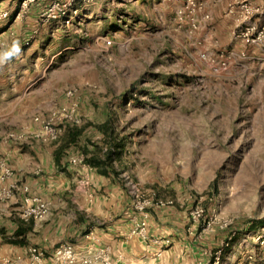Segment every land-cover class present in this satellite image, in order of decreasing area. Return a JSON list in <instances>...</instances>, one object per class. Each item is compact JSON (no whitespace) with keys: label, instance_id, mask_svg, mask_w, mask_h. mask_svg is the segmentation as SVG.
<instances>
[{"label":"rangeland","instance_id":"obj_1","mask_svg":"<svg viewBox=\"0 0 264 264\" xmlns=\"http://www.w3.org/2000/svg\"><path fill=\"white\" fill-rule=\"evenodd\" d=\"M183 3L92 0L59 34L29 43L15 29L1 32L12 17L2 21L0 141L60 109L74 91L85 129L64 156L84 155L89 140L92 149L102 144L97 124L115 122L127 147L114 177L142 211L132 232H148L159 209L181 212L187 232L226 236L213 250L218 261L238 238L236 248L261 252L254 260L264 264V70L233 68L232 58L222 69V50L200 38L201 25L192 30L178 19ZM14 42L19 53L5 58ZM93 172L81 183L92 185ZM97 193L105 195L104 186Z\"/></svg>","mask_w":264,"mask_h":264},{"label":"crops","instance_id":"obj_2","mask_svg":"<svg viewBox=\"0 0 264 264\" xmlns=\"http://www.w3.org/2000/svg\"><path fill=\"white\" fill-rule=\"evenodd\" d=\"M240 1L203 0L198 35L227 52L233 68L248 70L252 74L258 69L264 70V41L246 44L234 37L233 30L239 23ZM249 1L261 9L256 21L264 27V0ZM20 2L0 0V8L13 12L12 20L7 21V29L1 32L15 29L18 39L31 42L37 36L44 39L59 34L63 23L39 21L40 11L47 0L33 4L28 15L22 16L24 20L15 17ZM204 14H209L210 18L206 19ZM29 55L26 52L25 59ZM60 142L51 145L36 138L19 143L8 139L0 141V185H17L9 200L0 201V259L10 257L14 264H28L31 246H39L50 255L56 246L68 242L85 252L108 247L117 264H217L219 251L213 250L224 242V234L187 232L188 219L181 212L162 209L151 213L147 237L132 232L142 215L140 202L134 201L114 176L101 175L95 168L96 172L91 174L92 185L81 183L84 171L70 163V155L57 160L55 151ZM73 148L67 147L65 153L70 154ZM6 168L13 172L2 179ZM24 186L29 187L28 193L40 195L51 204L50 214L40 223L23 220L18 215L27 195ZM102 186L105 195L97 193ZM259 233L262 232L256 234ZM237 242L238 238H235L224 250L223 259L218 261L220 264H238L249 255L259 261L261 252L247 250L242 244L237 249Z\"/></svg>","mask_w":264,"mask_h":264},{"label":"built area","instance_id":"obj_3","mask_svg":"<svg viewBox=\"0 0 264 264\" xmlns=\"http://www.w3.org/2000/svg\"><path fill=\"white\" fill-rule=\"evenodd\" d=\"M92 0H48L44 8L39 14L41 23L49 24L55 21L65 25H70L80 16L83 4H89ZM38 0H21L15 17L20 18L28 12L29 8L37 3ZM80 3V4H79ZM240 16L238 17V26L233 30L235 38L241 39L246 44H261L264 41V27L259 26L256 17L261 13L259 7L254 6L249 0L239 2ZM203 10V2L201 0H184V3L176 10L177 17L180 21L189 23L192 30L200 27L199 13ZM13 16V12L9 9L0 8V23L8 20ZM206 19L210 18L209 14H204ZM29 43V40H25ZM108 44L112 40L107 41ZM229 54L221 51L218 55L219 64L222 69H227L229 65ZM74 91L67 93L68 100L60 109L53 111L48 117L36 115L33 118L34 125H30L24 131H11L7 135L8 140L20 142L27 140L29 137L42 141L57 140L67 125L78 124L80 118L78 115V102ZM72 164L78 165L85 173L94 170V167L86 162L85 155L80 154L77 157H69ZM10 168H6L4 175L12 174ZM17 189L16 184L0 185V201L9 200ZM25 196L20 205L18 215L23 220H33L36 224L45 220L51 211L50 202L40 195L30 194L29 187L24 186ZM144 205L142 206V208ZM0 215L2 213L0 212ZM144 215H148L145 213ZM145 224V222H142ZM142 237H147V232H135ZM258 239L264 243V236L259 234ZM49 256L50 259L49 260ZM219 256L216 258L218 262ZM0 264H14V259L4 257L0 259ZM28 264H117L112 256L110 249L105 246L96 248L93 251H80L72 243L63 242L56 246L50 255L39 246H31L29 248ZM198 264H206L199 262ZM238 264H257L252 255H249L244 261Z\"/></svg>","mask_w":264,"mask_h":264},{"label":"trees","instance_id":"obj_4","mask_svg":"<svg viewBox=\"0 0 264 264\" xmlns=\"http://www.w3.org/2000/svg\"><path fill=\"white\" fill-rule=\"evenodd\" d=\"M97 127L103 132V142H92L94 149L89 147V142L81 145L85 155L86 162L93 166L97 172L105 176H119L122 169L119 170L115 166V162L122 161L126 149L127 136L121 135L115 122L106 120L103 123L97 124ZM85 126L79 124L67 125L63 134L58 138L61 140L56 148V158L61 159L65 155V149L72 144H78L84 132ZM57 139V141H59ZM264 221V220H262Z\"/></svg>","mask_w":264,"mask_h":264},{"label":"clouds","instance_id":"obj_5","mask_svg":"<svg viewBox=\"0 0 264 264\" xmlns=\"http://www.w3.org/2000/svg\"><path fill=\"white\" fill-rule=\"evenodd\" d=\"M19 51H20V47H19L18 42H14L12 51L6 53L5 58L11 57L14 53H19ZM0 63H2V61H0Z\"/></svg>","mask_w":264,"mask_h":264}]
</instances>
